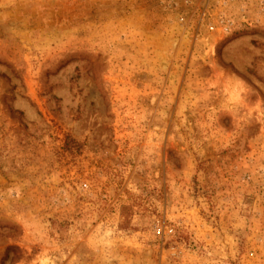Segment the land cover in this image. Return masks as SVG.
<instances>
[{
    "label": "rangeland",
    "instance_id": "374dc122",
    "mask_svg": "<svg viewBox=\"0 0 264 264\" xmlns=\"http://www.w3.org/2000/svg\"><path fill=\"white\" fill-rule=\"evenodd\" d=\"M46 257L264 264L255 4L0 0V264Z\"/></svg>",
    "mask_w": 264,
    "mask_h": 264
},
{
    "label": "built area",
    "instance_id": "2783aa9c",
    "mask_svg": "<svg viewBox=\"0 0 264 264\" xmlns=\"http://www.w3.org/2000/svg\"><path fill=\"white\" fill-rule=\"evenodd\" d=\"M255 4L256 14L258 17H264V0H245Z\"/></svg>",
    "mask_w": 264,
    "mask_h": 264
},
{
    "label": "bare ground",
    "instance_id": "6f19581e",
    "mask_svg": "<svg viewBox=\"0 0 264 264\" xmlns=\"http://www.w3.org/2000/svg\"><path fill=\"white\" fill-rule=\"evenodd\" d=\"M45 259H46V260H45ZM45 259L43 258V260H44V261H43V262H44L43 264L47 263L48 260H49L47 257H46Z\"/></svg>",
    "mask_w": 264,
    "mask_h": 264
}]
</instances>
